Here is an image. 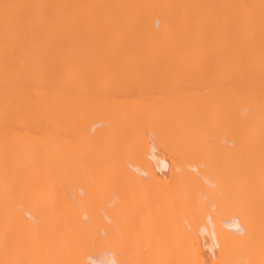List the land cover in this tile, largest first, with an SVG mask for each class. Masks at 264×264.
<instances>
[{"label": "bare ground", "instance_id": "1", "mask_svg": "<svg viewBox=\"0 0 264 264\" xmlns=\"http://www.w3.org/2000/svg\"><path fill=\"white\" fill-rule=\"evenodd\" d=\"M255 4L260 18L264 0ZM242 11L243 0H0V253L36 254L48 232L47 250L35 248L46 264H132L133 248L152 256L161 236L176 251L173 264H264L256 212L228 200L214 160L259 151L256 104L240 86ZM82 40L89 47L78 48ZM154 69L179 84L170 100L129 105L97 94L126 80L141 86ZM187 80L189 91L179 87ZM4 109L28 129L40 116L71 125L77 141L54 134L33 144L21 130L1 132ZM124 132L131 145L111 164L109 142ZM208 135H218L210 145ZM79 155L106 194L96 177L67 185L66 164ZM259 155L256 205L264 204V148ZM36 174L47 188L41 197ZM68 232L87 237V248Z\"/></svg>", "mask_w": 264, "mask_h": 264}, {"label": "rangeland", "instance_id": "2", "mask_svg": "<svg viewBox=\"0 0 264 264\" xmlns=\"http://www.w3.org/2000/svg\"><path fill=\"white\" fill-rule=\"evenodd\" d=\"M242 12H243V30H242V33H243L242 56H243V58L241 61V67L239 69L240 86H241V91H242L244 101H245V99L248 100V99L253 98L255 101V104H256L257 135L260 138L258 147H259V151H261L264 148V33L261 31H258L257 28H259V26L264 23V15H261L260 18L258 17V14H257L258 11L256 9L255 0H243V11ZM153 27L155 29L160 28V26L157 25L156 21L153 22ZM89 45H90V43L82 40L80 43H78L77 47L78 48H82L84 46L89 47ZM158 46H162V45H158ZM149 73L145 77V81L141 85L142 87L135 85L134 83L131 82V80H126L124 82V84L122 83L121 85L118 84V85H115V86L109 87V88L103 87V90L101 92H98L97 94H98L100 99H105L108 101H111V100L112 101H125V102L129 103V105H132V103L135 100L136 101H139V100L143 101L146 105H150V104L153 105L155 103L157 104L159 102H165L166 100H170L175 93V92L174 93L171 92V90L173 89V87H175V86L178 87V85H179L176 82L175 77L174 76H166L162 73H159L158 69H154L153 71H149ZM185 82L181 83L179 87H181V85H182L183 88L188 90L189 88H191V86H193V82H191V80H187V82L186 83ZM136 83H138V82H136ZM183 84H186V85H183ZM188 84H190L191 86ZM97 94L92 93L88 97L92 98V96H96ZM5 108L10 109L11 107H5ZM4 110H5V113H4L5 120L2 123V126H1L2 131L1 132H3V131L6 132V131H10V130H16V131L21 130L22 134H25V133L29 134L28 138H29V140L33 141V144H36L37 141L40 142L42 140V138H49L50 139V137L54 134H56L58 136V140L60 139L59 141L63 142V143H64V140L67 142H70L71 144H73V141H77L75 135H73V129L71 128V125H67L68 127H66V130H65V124L59 123V122L51 123L45 117L40 116L28 129V125L26 124V120H20V119L18 120L13 116H9L10 112L8 111L6 113L7 109H4ZM245 116H246V114H245ZM9 117H11V118H9ZM146 120H148V119H146ZM215 121H216L218 126L216 125V123H214L215 125L212 128L214 130H221L223 128V124H221L222 122H219L220 123V125H219V123H218L219 120L215 119ZM250 124L251 123L248 122L247 126ZM147 126L148 125L143 122V125H142L143 130H146L148 128ZM218 135H208L207 136V141L209 142V145L211 144V142H213L217 139ZM126 137L128 139H125ZM114 138H115V140H114ZM132 139H133V137L131 136V134L126 133V132H124L123 134L119 133L116 136H114L112 138L111 142H109L110 151L107 153L108 162L111 161L109 163L112 164L113 160H116V157L117 158L121 157L124 154V152L126 151V148H128L129 145H131L130 141H132ZM69 140H72V141H69ZM124 142H126V143H124ZM259 151L255 154H253L251 152H244L242 154L233 155L230 158H221L220 156L215 155L214 160H215V162L221 161L223 163V169L225 171V174L227 176V181H228V187H227V198H228V200L231 203H236L239 201L248 203L249 206H251L254 209V211L256 212V216L258 217V219L261 223V226L263 228V231H264V204L256 205L255 202L252 200L253 199L252 197H255V195L257 193V181L259 179V176L261 175L260 171L255 166L257 159L260 160ZM80 155L75 157L74 159L69 160V162L66 164L65 173H67V177L65 176L66 177L65 179L68 180L67 185H69V187L72 188L74 182H76V181H74V179H77L79 176H82V175L83 176L87 175L88 177L87 176L86 177L89 178L90 181H93V178L96 177V178H94V182H93L96 185L95 189L97 191L102 189L101 190L102 193L106 194V192H107L106 189L108 190L110 187L108 188V187H105L104 185L102 187H99L95 183L96 179L98 177V175H97L98 171H96V168L91 164V159L88 160L85 157V155L84 156L83 155L80 156ZM16 157L14 158V163L12 161V166L18 165V166H15V167H17L15 170L17 172H19L20 171L19 169H21L20 166H24L23 161L25 159V155H23L22 153H19L16 155ZM81 157H85V158H81ZM108 158H110V159H108ZM35 161H39L40 164L41 163L43 164L44 158L37 156ZM16 162H17V164H15ZM22 163H23V165H22ZM22 168H23V170H25L24 167H22ZM108 168H110V167H108ZM37 170L38 169L35 167L36 173H38V171H39V170L38 171ZM38 174H36L34 176L36 178V183L38 186V187L34 186V194L36 193L35 195L40 196L42 194V192L43 193L47 192V188H45L41 184V180L39 178L40 175H38ZM95 175H97V176H95ZM71 182H73L72 185H71ZM64 186H66V183L64 184ZM71 188H68V186H67L65 189H68V191H69V189H71ZM38 193H40V194H38ZM145 193L146 192H144V193L140 192L141 195L143 194L142 195L143 198H148L147 194L149 193V191L146 194ZM60 212L61 211L57 212V214L62 216V212H61V214H60ZM46 234H48V232ZM46 234H44V232L41 234V235H45V237L43 238V241L39 240L41 237L39 235L40 237H38L37 241L40 242V244L38 242H36V245L37 244H39V245H37V246L35 245L36 246L35 248H38V246L45 243L44 246L42 245L43 251L47 250V248H46ZM60 234H62V233H60ZM67 234H68V236H70L69 234H72V233L68 232ZM263 234H264V232H262L261 239H263ZM82 236H84V235H82ZM42 237H41V239H42ZM70 237L76 238L74 240H80V238L83 239V242L80 240V241H75L77 244L75 242L72 243L75 245V247L77 245V247H78V248L76 247L77 249L87 248V246H84L85 243L87 245V241H86L87 237L83 238V237H79V235H77V237H76L75 234H73V236L71 235ZM160 237L158 236V238L160 239L159 240L160 243L163 240V242H162L163 246L161 244V246H160L161 248H157V249L154 248L152 256L147 257L146 254L139 252L137 247L133 248L131 251L133 254L132 257L135 260H133L132 264H136V263H134V261H136V260L139 261V263L137 262V264H149L150 262H152L150 264H158V261H161V259H163L164 257H165V259L167 258L166 260L164 259L166 264L167 263L173 264V262H168V261H172L170 257L174 256L176 254V251H174L172 248H170L169 245H167V242H165V240L163 238H160ZM44 239H45V242H44ZM74 240L72 239V241H74ZM84 240H85V242H84ZM79 242H81L80 245L83 248L79 245ZM164 246H165L166 251L163 249ZM35 248H34V252L36 254L32 253L33 249L31 251L30 250L31 248H28V251H26V253H29V254L25 253V251H24L25 249H23L22 251L17 250V251H21L19 253H17L16 251H15V253H13L14 250H9V251L3 252V253L1 252L0 253V264H33V263L34 264L35 263L46 264L44 262L46 260L47 255L44 257L45 254L42 253L43 251L40 250L41 248L36 249V251H35ZM38 251H39V253H38ZM144 251H146V250L144 249L143 252ZM159 251L161 253H158ZM20 253H22V254L24 253V255H25V256L23 255L24 259H23L22 254H21L22 259L20 258ZM30 253H32V255ZM40 253H41V255H39ZM161 254L163 255L162 257H161ZM27 255H29V256H27ZM38 255L41 257L39 258ZM157 255L160 257V260H158V261H157V259H159V257L157 258ZM150 258H151V260H150ZM35 260H36V262H35ZM28 261H29V263H28ZM58 263H53V264H58ZM60 264H64V263L61 262ZM159 264H162V263L159 262Z\"/></svg>", "mask_w": 264, "mask_h": 264}]
</instances>
